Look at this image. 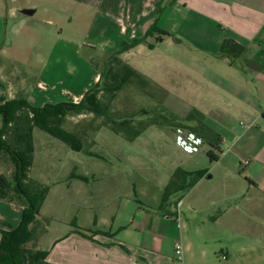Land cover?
<instances>
[{
  "label": "crops",
  "instance_id": "crops-1",
  "mask_svg": "<svg viewBox=\"0 0 264 264\" xmlns=\"http://www.w3.org/2000/svg\"><path fill=\"white\" fill-rule=\"evenodd\" d=\"M20 1L0 0V35L4 20L8 23L20 12L32 17L39 7L46 14L59 9L76 25L90 19L81 44L65 43L58 33L46 72L54 65L50 59L56 50L59 58L72 46L77 53L88 48L89 62L101 65L122 41L144 37L152 25L172 35L159 44L174 51L175 36L187 39L193 51L186 60L198 77L192 78V88L207 91L202 101L207 109L196 111L204 122H212L208 127L221 138L216 161L208 155L196 158L200 151H184L166 186L177 168L207 172L189 192L177 197L171 209L159 212L127 205L121 215L104 218V227L80 225L83 231L99 232L92 240L70 228H48L44 234L39 216L32 227L33 237L35 232L38 237L35 251L47 252L50 264H176L174 246L180 242L184 264H264V0H39L19 9ZM163 23L176 29L163 28ZM225 40L246 51L239 56L222 53ZM184 57L175 51L176 64H182ZM87 63L82 80H74V100L60 102L79 103L99 82L100 70L95 72ZM79 71L75 69L70 77L81 75ZM43 76L27 97L34 107L43 104L33 97L39 84L47 85ZM47 102L60 103L49 98ZM204 145L208 154L211 147L206 141ZM0 166V175L10 178L14 166L7 172ZM33 172L32 165V179ZM22 212V206L0 200V230L4 224L17 227ZM98 223L102 221L97 218L94 224Z\"/></svg>",
  "mask_w": 264,
  "mask_h": 264
},
{
  "label": "rangeland",
  "instance_id": "rangeland-1",
  "mask_svg": "<svg viewBox=\"0 0 264 264\" xmlns=\"http://www.w3.org/2000/svg\"><path fill=\"white\" fill-rule=\"evenodd\" d=\"M35 3L40 1L23 0L17 7L22 9L23 6ZM71 19V16L59 9H53L52 13L46 14L39 7L32 17L20 12L16 19L8 23L6 20L2 22L0 97L27 98L44 73L43 80L47 85L44 88L39 84L40 89L33 96L37 102L43 103L41 106L53 103L47 102L48 98L55 102L74 100L71 95L74 80H82L81 76L87 70L85 62L96 72L94 61L89 62V53L92 51L86 48L77 53L72 46L63 57L57 58L56 50L50 59L54 65L45 71L58 33L61 32V38L65 40L63 42L68 43L70 40L72 45L78 41L81 44L86 39L85 31L90 19L77 25L70 23ZM172 21L173 19L169 23ZM161 26L173 31L176 29L173 24L163 23ZM154 35L132 49L128 55L121 57L156 86L148 85L144 92L136 84L130 85L117 94L112 110L121 119L136 114L134 123L137 125L140 120L167 116L165 113L159 115L160 106L163 105L166 113L179 116L181 125L173 124L172 120L164 127L154 125L129 142L105 126L92 135L91 131L103 124V119H95L89 114L68 117L64 124L65 129L87 133L82 152L73 151L59 139L35 128L34 176L31 174V177L48 189L39 217L44 234L48 228H70L75 231L80 230V225L104 227V218L121 215L127 205L128 208L135 205L136 209L140 206L158 209L161 205L165 181H168L169 174L185 156L183 148L177 143V131L181 129L193 133L185 127L192 126L186 117L193 114L196 118L195 111L200 108L207 109L208 106L202 104L207 98V91L192 88V78L198 80V77L195 72L192 73L191 63L186 60L193 51L191 42L178 36L175 37L181 40L180 43L172 39L176 44L175 51L185 56L182 64L178 65L173 48L160 45L157 42L158 35ZM78 68L81 75L70 77ZM204 123L207 126L212 124L210 121ZM1 126L0 119V128ZM6 140L9 144L13 141L10 136ZM12 145L14 146L13 143ZM208 148V145L202 146L196 158L201 155L206 157ZM0 163L5 172L8 171L7 167H13L5 153H0ZM178 196L172 197L164 209H171ZM16 201L20 203L19 200ZM97 218L102 224H94ZM36 235L35 232V236L26 246L29 253L36 250ZM47 238L49 240L50 236ZM45 243L47 244L46 241L41 243V247Z\"/></svg>",
  "mask_w": 264,
  "mask_h": 264
},
{
  "label": "trees",
  "instance_id": "trees-1",
  "mask_svg": "<svg viewBox=\"0 0 264 264\" xmlns=\"http://www.w3.org/2000/svg\"><path fill=\"white\" fill-rule=\"evenodd\" d=\"M157 34V42H162L164 37H172L168 32L159 30L152 26L146 35L132 42L122 41L118 50L109 55L105 61L94 66L100 70L99 82L89 91L79 103L60 102L46 104L42 107L32 106L27 98L19 97L7 100L0 97V153H5L14 166L11 179L6 175H0V200L8 203H16L23 207L21 222L17 227L4 224L0 230V264H50L46 262L47 252H28L27 244L33 238V226L36 225L40 216L42 203L46 199L48 189L38 181L30 178V169L34 162V138L35 128H39L49 135L67 144L73 151L82 152L87 133L81 134L71 132L64 128L68 117L93 115L95 119H103V124L94 128L92 135L98 133L100 127H108L115 134L125 140L132 142L151 126L164 127L165 124L179 123L180 118L174 114L166 113V108L160 106V116L149 120H140L135 125L136 114L129 117L118 118L112 105L119 92L132 84H136L146 92V86H156L152 80L143 75L122 59V55L137 46L143 44L148 37ZM178 43L179 38H174ZM221 52L233 56L242 55L246 48L234 42L225 40L221 46ZM186 117L192 126L188 125L191 132L195 133L206 141L211 150L208 157L211 161L218 160L215 151H219L220 136L204 123V116L195 111ZM147 115L148 112H145ZM10 136L14 146L9 144L6 137ZM206 170L189 172L177 168L170 181L164 189L163 198L158 211H162L170 199L181 194L183 197L189 192L206 174ZM18 201V202H19ZM77 234L90 240L99 232L75 230ZM103 234V233H102ZM105 234V233H104Z\"/></svg>",
  "mask_w": 264,
  "mask_h": 264
},
{
  "label": "built area",
  "instance_id": "built-area-1",
  "mask_svg": "<svg viewBox=\"0 0 264 264\" xmlns=\"http://www.w3.org/2000/svg\"><path fill=\"white\" fill-rule=\"evenodd\" d=\"M177 143L183 148V150L189 154H195L199 152L204 146L202 138L198 137L194 133L184 132L179 129L177 131ZM248 162H246L247 164ZM184 249L180 242H176L174 246V255L176 258V264H184Z\"/></svg>",
  "mask_w": 264,
  "mask_h": 264
}]
</instances>
